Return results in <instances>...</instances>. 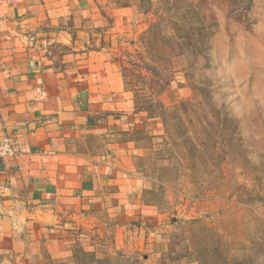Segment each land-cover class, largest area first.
Returning <instances> with one entry per match:
<instances>
[{
  "label": "crops",
  "instance_id": "obj_1",
  "mask_svg": "<svg viewBox=\"0 0 264 264\" xmlns=\"http://www.w3.org/2000/svg\"><path fill=\"white\" fill-rule=\"evenodd\" d=\"M137 17L111 0H0V141L17 150L0 158V264H174L144 202L150 119L115 48L143 33Z\"/></svg>",
  "mask_w": 264,
  "mask_h": 264
},
{
  "label": "rangeland",
  "instance_id": "obj_2",
  "mask_svg": "<svg viewBox=\"0 0 264 264\" xmlns=\"http://www.w3.org/2000/svg\"><path fill=\"white\" fill-rule=\"evenodd\" d=\"M111 1L135 8L144 24L115 48L150 119L138 134V165L144 202L161 219L158 260L224 264L261 255L264 0Z\"/></svg>",
  "mask_w": 264,
  "mask_h": 264
},
{
  "label": "trees",
  "instance_id": "obj_3",
  "mask_svg": "<svg viewBox=\"0 0 264 264\" xmlns=\"http://www.w3.org/2000/svg\"><path fill=\"white\" fill-rule=\"evenodd\" d=\"M164 111H166L167 109L169 108H166V107H163L162 105L160 106ZM136 108L138 109V111H145L146 109H143V108H139L136 104ZM174 108H172L173 110ZM171 110V109H170ZM166 117V115H165ZM190 118V116H189ZM169 121L167 118H164L163 120V124H164V127H165V132L168 133L169 135V130H171V128L169 127ZM262 249H264V247H262ZM249 258V259H248ZM259 260L260 261H264V250L262 251L261 255H258L252 259H250V257H243V258H238L236 256H232L231 258L229 259H225L224 260V264H256V263H259ZM201 264H204L203 261H200ZM264 263V262H263Z\"/></svg>",
  "mask_w": 264,
  "mask_h": 264
},
{
  "label": "built area",
  "instance_id": "obj_4",
  "mask_svg": "<svg viewBox=\"0 0 264 264\" xmlns=\"http://www.w3.org/2000/svg\"><path fill=\"white\" fill-rule=\"evenodd\" d=\"M41 91L40 99L45 98L46 93L43 90ZM17 150L15 143L9 137H5L0 141V158L2 159H9L16 156Z\"/></svg>",
  "mask_w": 264,
  "mask_h": 264
}]
</instances>
